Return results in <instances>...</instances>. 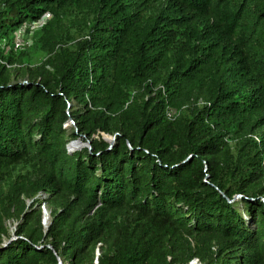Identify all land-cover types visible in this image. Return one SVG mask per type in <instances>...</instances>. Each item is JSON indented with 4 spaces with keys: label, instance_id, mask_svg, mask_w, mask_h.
<instances>
[{
    "label": "trees",
    "instance_id": "16d2710c",
    "mask_svg": "<svg viewBox=\"0 0 264 264\" xmlns=\"http://www.w3.org/2000/svg\"><path fill=\"white\" fill-rule=\"evenodd\" d=\"M0 35V264H264V0H0Z\"/></svg>",
    "mask_w": 264,
    "mask_h": 264
},
{
    "label": "rangeland",
    "instance_id": "374dc122",
    "mask_svg": "<svg viewBox=\"0 0 264 264\" xmlns=\"http://www.w3.org/2000/svg\"><path fill=\"white\" fill-rule=\"evenodd\" d=\"M39 59H40L39 57H37V59L35 58V63H37L39 61ZM22 79L23 78L21 76H18L17 78L13 77V80H22ZM69 123H72V120H69L67 123H65V125L68 128L70 127ZM72 140H79V141L85 143L87 146L90 147V142H88V140H85L84 137L83 138L78 137V138L72 139ZM72 140H69V142L67 144H69L70 141H72ZM85 146L84 145L80 146L77 150L82 149ZM46 197H48L46 194H40L39 195V198L41 199L40 204L39 205H36V204L33 205L34 207H39V210H40V213H41V224H42L44 230H46L48 228V226H49V224L51 222V205L47 202V200H45V199H47ZM25 201H26L27 206H29L31 204V202H32L31 199H26ZM238 206H240V205H238ZM240 210L242 211V209H240ZM46 212L48 214V221L47 222L44 221V216H45ZM244 216H245L244 217L245 219H248L247 213ZM19 222H20V220H18L16 218H7V219H5V226L8 229V236L9 237H7V236L3 237V242L1 243L2 247L6 246L11 240H14V239L17 238V235L15 234V230H16L17 224ZM248 224L250 226H253L251 221L248 222ZM58 263L61 264V262H59V261H58ZM197 263L198 264H202L200 262H197ZM62 264H68V263H62Z\"/></svg>",
    "mask_w": 264,
    "mask_h": 264
},
{
    "label": "built area",
    "instance_id": "2783aa9c",
    "mask_svg": "<svg viewBox=\"0 0 264 264\" xmlns=\"http://www.w3.org/2000/svg\"><path fill=\"white\" fill-rule=\"evenodd\" d=\"M51 17L50 12H45L41 17L31 22L23 23L13 34V49L21 50L25 45H31L33 33L47 23ZM10 46L6 38L0 35V50L8 51ZM27 79H23L26 81ZM177 111L172 108L167 109V116L173 118Z\"/></svg>",
    "mask_w": 264,
    "mask_h": 264
},
{
    "label": "water",
    "instance_id": "95a60500",
    "mask_svg": "<svg viewBox=\"0 0 264 264\" xmlns=\"http://www.w3.org/2000/svg\"><path fill=\"white\" fill-rule=\"evenodd\" d=\"M75 142H77L76 145H74L73 147H70V145H72V143H75ZM88 142H90V141H88ZM83 145L85 146L86 144L83 143V142H81V141H79V140H72V141H70L69 144L66 145V148H67V151H68L69 153H71V152L77 150L80 146H83ZM86 146H87V145H86ZM88 147H89V146H88Z\"/></svg>",
    "mask_w": 264,
    "mask_h": 264
},
{
    "label": "bare ground",
    "instance_id": "6f19581e",
    "mask_svg": "<svg viewBox=\"0 0 264 264\" xmlns=\"http://www.w3.org/2000/svg\"><path fill=\"white\" fill-rule=\"evenodd\" d=\"M75 143H77V142H75ZM75 145H76V144H75ZM70 147H73V146L70 145ZM44 221H45V222L48 221V214H47V212H46V214H45V216H44ZM191 264H192V263H191Z\"/></svg>",
    "mask_w": 264,
    "mask_h": 264
}]
</instances>
